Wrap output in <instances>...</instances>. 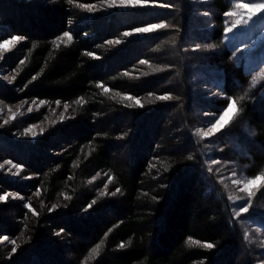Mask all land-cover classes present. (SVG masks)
<instances>
[{
    "label": "trees",
    "instance_id": "obj_1",
    "mask_svg": "<svg viewBox=\"0 0 264 264\" xmlns=\"http://www.w3.org/2000/svg\"><path fill=\"white\" fill-rule=\"evenodd\" d=\"M234 1L108 8L104 0H0V39L24 36L11 61L15 81L3 86L17 87L23 97L71 102L85 96L92 112L91 127L64 126L62 151L51 148L56 153L41 158L32 152L54 146L48 133L34 143L0 135V151L36 173L23 183L0 173V197L6 191L25 196L0 199V264H32V257L44 264L43 249H57L54 234L67 238L71 264H262L244 218L264 213V180L249 199L237 201L248 207L241 214L226 186L233 171L264 176V152L256 149L264 147V39L260 51L248 54L236 35L224 38ZM160 22L168 27L123 35ZM114 56L121 57L117 65ZM233 98L239 110L221 132L199 135L203 112L219 113ZM110 111L134 120L127 165L114 157L127 137L106 123ZM104 170L132 193L125 207L92 181ZM153 219L160 224H150ZM122 227L138 237L139 258L129 263L112 247ZM7 235L15 243L5 246Z\"/></svg>",
    "mask_w": 264,
    "mask_h": 264
},
{
    "label": "rangeland",
    "instance_id": "obj_2",
    "mask_svg": "<svg viewBox=\"0 0 264 264\" xmlns=\"http://www.w3.org/2000/svg\"><path fill=\"white\" fill-rule=\"evenodd\" d=\"M195 1L201 2L205 0ZM237 2H246V0L234 1L233 9L230 12H235L236 15L228 16V23L230 27L232 23L239 22V30L233 29L234 35L233 33H229V35L231 38L235 37V35L239 38V43L243 45L240 49L243 52L250 54L258 50L260 51L261 49L259 47H261V42L264 39V28L260 30V28H255V26L251 28L244 27L243 20L246 19V10L236 8L235 4ZM257 2H260V0H257ZM48 20H51V16H49ZM50 23L51 22L49 21L46 25H51L52 23ZM16 36L23 37V39L12 44H8L4 49H0V135L10 137L11 139L19 142L26 141L28 143H34L44 134L48 133L49 137L46 141H53L51 144L54 143V146L48 147L44 144H42L41 146H36L35 148H38L42 152L41 155L38 153V149H34L32 152L33 156L41 158L43 153H56V151L53 152L51 148L58 150L61 149L62 151L64 142L61 138L64 136V134H62L61 132L63 130H66V125L76 124L77 126L82 128L91 127L92 112H90L91 110L88 107V100L85 96L79 97L71 102L60 101L53 98H43L39 96L23 97L21 90L17 87L3 86V84L11 85L15 81L18 70L17 66L15 67V65L11 64V61L13 57L18 54V48L20 43L24 40V36L11 35L4 39H0V44H3L6 41L12 40ZM114 57H111V59H113V65H117L120 62L119 59L121 57ZM25 101L27 103H25ZM42 101H44L45 103L41 104ZM57 101L60 102L59 105H57ZM65 104L68 105L67 111H65L64 108ZM30 107L32 109L31 112L28 111ZM221 112L213 114L203 112L206 121L203 123L200 130L208 131L211 123H213L215 119L218 118ZM13 115H15V119L12 118ZM62 115L64 118L61 120L60 117ZM233 115L234 114H230V116L226 118V121L229 122ZM153 120L154 118H152L151 122ZM4 121H7V123H5ZM105 121L107 124H111L114 127L121 128L123 131L122 137L123 135L127 137L121 147L117 148L116 153L114 154V157L117 160H119L122 164L127 165V161L133 157L134 152L132 140H130L131 135H135L136 132V129L134 128L133 117L127 115L122 116L115 111H110L106 114ZM32 126H36L32 128V131L36 133L35 135H32L31 132L26 133V129ZM64 126L66 127L63 128ZM112 135L116 139L121 138V136H117L118 134L116 131L113 132ZM211 136L213 135H210L209 137ZM161 138H163V134ZM6 149L8 152H11L19 158L28 161V157L24 154L17 152L12 148ZM256 149L260 153L264 152V147L259 144L256 145ZM32 167L37 168L36 165H32ZM42 168L43 167H41V169ZM0 173L3 174L4 177L15 179L16 182L19 183H23L36 176V173L30 172L27 169V166L22 164L20 159L18 161L10 159L6 157L2 151H0ZM252 178L255 177H247L245 174L240 173L239 171H233L232 173L230 172L227 178L226 186L230 191L232 200L235 203L237 201H240V199H249V192L251 193V196L253 194V191L256 189L255 187L261 182L258 181L256 184L248 185L247 187H245L247 181ZM237 180H239L240 183L234 182ZM92 181H97L101 193L104 196L110 197V199H114L117 206L119 207H125L131 202L133 198L132 193H130V191H128L116 179V176L109 170L98 172V174L92 177ZM242 188H244L245 190L241 191ZM117 189H119V191H117ZM113 193H115V195H113ZM4 197H6V199H4ZM0 199H12L15 201H21L25 199V196L20 192L6 191L1 195ZM22 203L25 206L30 205L29 202H26V200ZM235 205V211L237 214L246 213L242 211L243 207L241 204L237 202ZM107 212L108 210H103V214ZM247 217L248 218H244V222L246 221V236L254 242L256 248L260 249L258 251L259 259L261 260L262 264H264V213L252 215L248 214ZM150 224L160 223L158 222V220L153 219L150 221ZM54 236H57L56 239H52L57 246V249L53 250L51 247H46L45 249H43L44 251L42 254L44 255V260H42L43 262L41 261V263L71 264L70 260L72 259V253L67 238L58 234H54L52 238H54ZM1 241H4L5 246H7L11 245L14 240L10 235H7L4 238H1ZM112 247L115 251H118V253H120V259L125 263L132 262L139 258L138 237L132 231L124 227L119 228L116 232ZM31 259V261H33L31 262L32 264H37V259L35 257H32Z\"/></svg>",
    "mask_w": 264,
    "mask_h": 264
},
{
    "label": "snow or ice",
    "instance_id": "obj_3",
    "mask_svg": "<svg viewBox=\"0 0 264 264\" xmlns=\"http://www.w3.org/2000/svg\"><path fill=\"white\" fill-rule=\"evenodd\" d=\"M104 3L108 6V8H116V7H130V8H144V7H154V6H162V7H170V5L164 4V5H158L157 0H104ZM236 8L239 9H244L246 10V19L243 20V26L247 27V28H251L253 26H261L262 28H264V0H260V2H257V0H246V2H237L235 4ZM226 16H233L236 15L235 12H228L225 14ZM238 23H232L230 27H228L226 29L227 33H233V29H238ZM168 25L165 22H160V23H152V24H148L146 26H141V27H136L130 31H125L123 33L124 36L126 37H130L134 34H146V33H152L156 30L159 29H165L167 28ZM234 35V33H233ZM64 36L68 37V40L71 41L72 37L69 33H64ZM225 39H231V37L228 36H224ZM23 37H19L16 36L14 37L12 40L10 41H6L3 44H0V49H4L7 47L8 44H12L16 41H20L22 40ZM108 43H113V41H108ZM115 43H119V41H115ZM209 48H215V45H209ZM23 63V61H22ZM141 64L147 63V61H140ZM154 71H159L158 68L153 69ZM14 79V77H13ZM98 87H101L102 85H97ZM110 89L108 88H104V92H109ZM117 95H119V93H117ZM171 95H164V96H159L157 97V99L159 100H169L171 99ZM113 99H115V97H113ZM122 99H133V97L131 96H124L122 97ZM241 100L244 99L243 96L240 97ZM136 104L140 105L141 107L143 106L140 102L139 99H136ZM25 103H27L25 101ZM35 103V102H34ZM45 103L44 101L41 102V104ZM57 105H59V101L56 102ZM65 111H67L68 109V105L65 104L64 105ZM239 109L237 107V101L236 99H231L230 103L228 104V106L222 110L221 114L218 116V118L215 119V121L213 123H211V126L209 128L208 131H203L200 130L198 132L199 135H202L203 137H209L210 135H214L216 133L221 132V130L225 127L226 123L228 121H226V118H228L230 116V114H234L235 112H237ZM29 112L32 111L31 107L28 109ZM13 119H15V115H13L12 117ZM61 120L64 118L63 115L60 117ZM5 123H7V121H4ZM36 127V126H32L28 129H26V133L27 132H31L32 135H35L36 133H34L32 131V128ZM10 171V169H9ZM264 180V176H257L255 178H252L250 180L247 181V184L245 185V187H247L248 185H252V184H256L258 181ZM235 183H240L239 180L234 181ZM245 189L242 188L241 191H244ZM117 191H119V189H117ZM38 194V193H37ZM251 193L249 192V195ZM113 195H115V193H113ZM66 199L70 198L65 196ZM4 199H6V197H4ZM30 207V205H28ZM264 206V205H262ZM243 212H247L248 211V207H244L242 209ZM13 243H15L13 241ZM194 243H199V242H194ZM208 248L213 247L212 244H207L206 245ZM13 251H15V249H13Z\"/></svg>",
    "mask_w": 264,
    "mask_h": 264
}]
</instances>
